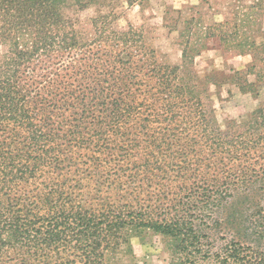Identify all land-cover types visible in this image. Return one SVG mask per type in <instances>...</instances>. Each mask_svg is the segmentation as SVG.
I'll use <instances>...</instances> for the list:
<instances>
[{"label":"trees","instance_id":"16d2710c","mask_svg":"<svg viewBox=\"0 0 264 264\" xmlns=\"http://www.w3.org/2000/svg\"><path fill=\"white\" fill-rule=\"evenodd\" d=\"M108 1L0 0V264H106L139 230L169 239L171 264H264V185L226 203L225 245L204 231L264 182V101L247 141L211 133L181 68H148L132 30L81 39L69 12Z\"/></svg>","mask_w":264,"mask_h":264},{"label":"rangeland","instance_id":"374dc122","mask_svg":"<svg viewBox=\"0 0 264 264\" xmlns=\"http://www.w3.org/2000/svg\"><path fill=\"white\" fill-rule=\"evenodd\" d=\"M69 16L85 42L99 39L96 24L108 31L132 30L133 43L128 50L138 58L144 57L148 68L158 69V64L181 68L177 85L195 87L209 126H216L211 133L220 130L247 141L246 135L257 128L251 117L264 101V82L259 78L264 72V46H260L264 43V0H109L101 6L69 12ZM5 51L6 47L0 45V59ZM260 145L258 154L263 148ZM257 182L251 188L232 192L241 199L226 197L224 204L206 217L210 228L204 231L210 242L220 248L233 238L224 220L226 203L249 204L264 185L262 180ZM213 220H219L221 226L213 227ZM171 257L168 238L139 230L131 234L115 258L107 257L105 263L171 264ZM76 260L70 250L64 262Z\"/></svg>","mask_w":264,"mask_h":264}]
</instances>
